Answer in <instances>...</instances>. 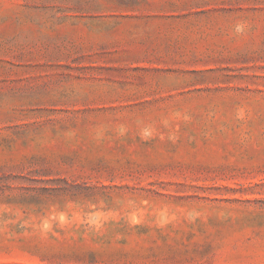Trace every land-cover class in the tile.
Instances as JSON below:
<instances>
[{
  "label": "rangeland",
  "instance_id": "1",
  "mask_svg": "<svg viewBox=\"0 0 264 264\" xmlns=\"http://www.w3.org/2000/svg\"><path fill=\"white\" fill-rule=\"evenodd\" d=\"M0 264H264V0H0Z\"/></svg>",
  "mask_w": 264,
  "mask_h": 264
}]
</instances>
